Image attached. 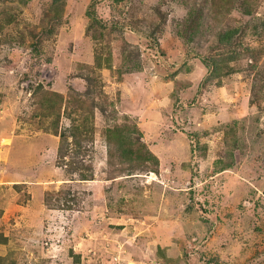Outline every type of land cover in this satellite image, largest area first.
Returning a JSON list of instances; mask_svg holds the SVG:
<instances>
[{"label": "rangeland", "instance_id": "1", "mask_svg": "<svg viewBox=\"0 0 264 264\" xmlns=\"http://www.w3.org/2000/svg\"><path fill=\"white\" fill-rule=\"evenodd\" d=\"M0 264H264V0H0Z\"/></svg>", "mask_w": 264, "mask_h": 264}, {"label": "trees", "instance_id": "2", "mask_svg": "<svg viewBox=\"0 0 264 264\" xmlns=\"http://www.w3.org/2000/svg\"><path fill=\"white\" fill-rule=\"evenodd\" d=\"M246 13H249L248 11H246ZM84 179V178H83Z\"/></svg>", "mask_w": 264, "mask_h": 264}]
</instances>
